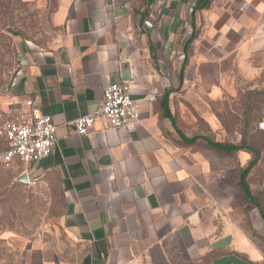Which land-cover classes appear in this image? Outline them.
I'll list each match as a JSON object with an SVG mask.
<instances>
[{
	"label": "crops",
	"instance_id": "obj_1",
	"mask_svg": "<svg viewBox=\"0 0 264 264\" xmlns=\"http://www.w3.org/2000/svg\"><path fill=\"white\" fill-rule=\"evenodd\" d=\"M23 1L46 25L42 40L22 50L9 107L30 100L50 115L56 147L38 161H14L18 176L53 186L61 205L55 240L25 264H264V218L235 185L250 154L233 155L230 182L221 157L181 142L177 129L190 131L176 121L190 126L200 116L220 126L210 103L251 88L239 70L252 71L253 47L264 46L263 8L227 1L224 9L245 17L224 20L206 0ZM125 61L139 123L110 128L99 119L77 134L71 122L96 107L107 83L122 81ZM206 106L207 117L193 113ZM252 176L263 182L264 153Z\"/></svg>",
	"mask_w": 264,
	"mask_h": 264
},
{
	"label": "rangeland",
	"instance_id": "obj_2",
	"mask_svg": "<svg viewBox=\"0 0 264 264\" xmlns=\"http://www.w3.org/2000/svg\"><path fill=\"white\" fill-rule=\"evenodd\" d=\"M227 1L235 7L256 5L261 10L263 8V13L256 23H261L264 28V0H206V4L215 5L220 9L218 11H221L220 16L224 20L230 17L238 19L245 17L240 13L234 14L224 9V6L228 5ZM45 25V15L38 12L32 4L23 0H0V125L13 114L9 107V90L14 77L22 67V50L26 42L42 40ZM253 49L254 69L250 72L240 69L239 72L242 76L248 75L247 78H253L249 81L250 87L260 90L264 87V46L255 45ZM237 54L245 57L244 47H239ZM225 87L232 94L234 93L232 80L227 81ZM235 97L236 95L233 97L224 95L221 102H215L214 105L210 103L211 108L213 106L216 108V112L212 110L214 114L217 113L218 108H221L223 118L228 125L210 127L199 116L193 125L187 126L177 114L178 126L184 131L189 130V134L196 132L214 135L217 139L238 141L239 131H236V127L232 125L234 120L227 114L231 108L238 114L242 110L241 103L235 102ZM259 99L262 100L260 109L251 114V121L245 129L246 137L264 153V131L260 129L264 124L262 122L261 125L259 124L262 118L264 122V98ZM206 108V110H194L193 113L196 116L199 114L207 117L206 114L210 110L207 106ZM6 146L4 139L0 138V264H25L34 248L50 244L55 240L61 205L58 192L53 186L18 182L19 161L5 163L1 160ZM219 157L221 158L216 156L221 159V163L218 159L215 161L222 167L223 176L231 182L235 173L234 156ZM240 159L243 163V158ZM256 178L252 176L248 180L250 187L255 192L264 193V178L260 184Z\"/></svg>",
	"mask_w": 264,
	"mask_h": 264
},
{
	"label": "built area",
	"instance_id": "obj_3",
	"mask_svg": "<svg viewBox=\"0 0 264 264\" xmlns=\"http://www.w3.org/2000/svg\"><path fill=\"white\" fill-rule=\"evenodd\" d=\"M146 99L152 101L154 96L146 95ZM99 119L110 128L132 129L139 123L138 100L133 97L128 81L107 83L96 107L76 117L71 124L77 134L84 136ZM56 129L50 115L40 113L32 101H27L0 125V138L7 145L1 160L28 163L49 156L56 147Z\"/></svg>",
	"mask_w": 264,
	"mask_h": 264
},
{
	"label": "trees",
	"instance_id": "obj_4",
	"mask_svg": "<svg viewBox=\"0 0 264 264\" xmlns=\"http://www.w3.org/2000/svg\"><path fill=\"white\" fill-rule=\"evenodd\" d=\"M185 61H186V57L184 59V62ZM260 97L264 98V87L260 90L255 89L254 87L246 88V89H238V92L234 100L235 102L238 101L239 103H241L242 110L240 111L239 114L236 113V110L235 111L232 110V108L229 110V112H227V114L230 115V118L234 120L232 125L236 127V131L237 130L239 131L240 139L238 141H233L230 139H223V140L217 139L214 135H209V134L207 135L196 132L186 135L179 129H177V132L180 136L182 143L194 147L204 148L206 150L211 151L216 156H231V155H235L239 151H245L249 153L250 158L247 161V163L244 166L238 167L235 185L240 190L245 202L255 207L264 218L263 192L252 191L248 182V177L251 172V169L257 165L262 155V149H260L258 146H256L246 137V129H245V127L248 126L249 122L251 121L250 118L251 114L256 113L260 109V103L262 101L261 99H259ZM161 105L163 107L164 115L168 116L174 121V117L168 111L166 106V101H164V99ZM234 109H235V105H234ZM214 110L216 112V108H214ZM215 114L219 119L221 125H223V127L228 125L225 118H223V115L221 113V108H218L217 113ZM262 121L263 118L262 120L259 121L260 125ZM237 127H240V129H238ZM260 129L264 131L263 126H261Z\"/></svg>",
	"mask_w": 264,
	"mask_h": 264
},
{
	"label": "water",
	"instance_id": "obj_5",
	"mask_svg": "<svg viewBox=\"0 0 264 264\" xmlns=\"http://www.w3.org/2000/svg\"><path fill=\"white\" fill-rule=\"evenodd\" d=\"M121 79L122 81H129L130 80V74H129V65L125 61L121 64ZM17 180L22 183H29V178L26 173H22L17 177Z\"/></svg>",
	"mask_w": 264,
	"mask_h": 264
}]
</instances>
